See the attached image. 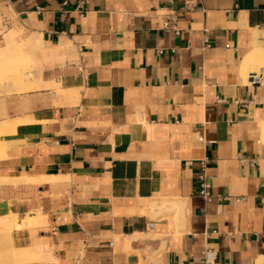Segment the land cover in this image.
<instances>
[{"label":"crops","instance_id":"crops-1","mask_svg":"<svg viewBox=\"0 0 264 264\" xmlns=\"http://www.w3.org/2000/svg\"><path fill=\"white\" fill-rule=\"evenodd\" d=\"M0 9L25 31L1 29L0 47L14 33L23 66L44 64L28 75L46 82L0 105L1 122L26 119L3 135L0 176L18 181L0 183V216L41 210L13 229L35 258L23 264H203L207 248L222 264H258L264 64L247 67L259 82L243 72L256 32L264 55V0H0ZM170 14L178 34L162 27Z\"/></svg>","mask_w":264,"mask_h":264},{"label":"bare ground","instance_id":"bare-ground-1","mask_svg":"<svg viewBox=\"0 0 264 264\" xmlns=\"http://www.w3.org/2000/svg\"><path fill=\"white\" fill-rule=\"evenodd\" d=\"M259 34H260L259 32L255 33L254 51L248 56V58L246 60V63L244 65L243 75L245 77V81L246 82H250L249 77L251 75V73H249L247 71V67L250 66L251 64H257L258 67H261L264 64V55H263V52H262V44H263V42L259 39ZM23 65H25V59H24V56H23V53H22V48H21L20 42L16 39L14 33L6 34V43L2 47H0V78H4V79L10 81V83L14 86V88L18 92H23V91L35 89V88L40 86L39 85L40 79L38 81V79L36 77L35 78H31V76L27 75L29 73L25 74L26 75V77H25L23 74H21L19 72L20 67L23 66ZM257 74H258V72H257ZM32 75H34V74H32ZM40 82H42V79H41ZM45 83H43V85ZM47 83H49V82H47ZM22 119L21 118H14V119L5 120L3 122L0 121V156L2 154L7 153V149L9 147V143L7 142L8 140L6 141L3 138V135L9 134V133H15L17 128H18V126L23 123V120L26 121V119H23V120ZM35 121L37 122V120H34L32 122H35ZM27 122H30V121H27ZM5 141L7 143H5ZM50 179H55V177H53V176L52 177L40 176V175H36V176L32 175L31 176L30 175V176H27L25 178V180H29V181L40 180V182L41 181H45V180L47 181V180H50ZM16 180L17 179H14L11 176L10 177H8V176H0V183L9 182V181L16 182ZM174 202H175L174 206L171 209H169V210L170 211H174L176 213V215H175L176 216V220L179 223V221L183 220L184 217H185V209H184V205L185 204L183 203L181 198H176ZM36 211H38V210H36ZM40 211L41 210H39V213H40ZM9 216H12V217H15V218L17 216V218H21L17 213H13L12 212V213L0 216V222L2 220H5ZM26 216H28L27 213H26ZM17 220H19V219H17ZM6 222L3 221L2 224L4 225V224H6ZM5 226H6L5 228H10L9 229L10 232L12 231V224L9 225V223H8ZM7 226H9V227H7ZM1 227H4V226H1ZM138 236H136V237H138ZM37 253H35L34 255H36ZM42 256H44V255H42ZM23 258H24V260H33V259H35L34 256H33V253L31 251L25 252L24 255H23ZM257 263L258 264H264V257L262 256L261 260H259V262L257 261Z\"/></svg>","mask_w":264,"mask_h":264},{"label":"rangeland","instance_id":"rangeland-1","mask_svg":"<svg viewBox=\"0 0 264 264\" xmlns=\"http://www.w3.org/2000/svg\"><path fill=\"white\" fill-rule=\"evenodd\" d=\"M1 12H4L6 15H9L12 19V24H6L4 17H2ZM11 27H15L21 30V35L20 37H25V31L23 28H20L18 26L17 21L15 20L14 16H12L11 14H9L6 9H0V30L1 29H8ZM0 40H2V35H0ZM1 44V42H0ZM44 68V64L40 67V68H34V67H24L21 66L19 69V72L21 74H23L25 77L27 74V72H30L31 70H33L35 73L41 74L42 70ZM41 72V73H40ZM28 75V74H27ZM0 105L3 102V99L6 97H11L14 96L16 94H20L22 92H18L14 86L10 83V81L4 79V78H0ZM55 81V79L53 80V82ZM51 88H53V90L57 91L58 94L60 93L58 90V87L56 86H50ZM5 143H7L5 141ZM164 211H160L158 213H162ZM28 216H25V218H16L9 216L7 217L5 220H2L0 222L1 227L0 226V264H23V262H28L29 260H24L23 255L25 252L30 251L28 248H18L15 246L14 244V240H13V236H12V232L13 229L17 226L20 227L21 225H25V224H29L32 225L33 223H35L38 220V217L40 216L39 213L36 214H32V213H27ZM9 219V220H8ZM19 219V220H17ZM6 222V224H2V222ZM9 223L12 224V231L10 232V228H5ZM9 227V226H7ZM46 261H48V259H45Z\"/></svg>","mask_w":264,"mask_h":264},{"label":"built area","instance_id":"built-area-1","mask_svg":"<svg viewBox=\"0 0 264 264\" xmlns=\"http://www.w3.org/2000/svg\"><path fill=\"white\" fill-rule=\"evenodd\" d=\"M6 24H10L9 18L6 17L4 19ZM176 21V15L175 14H170V15H162L161 16V22H162V27L166 30H175V32L178 34L180 30L174 26V23ZM159 52H162V50H159ZM250 82H259L261 80V73H251L249 77ZM201 139H204L202 136ZM252 164L257 163L256 159L251 160ZM201 166H202V173L200 175V178L202 180V189L200 191L201 195L207 200L210 201L212 199V194L210 191V184L207 181L208 175L206 172L207 168V159H203L201 161ZM152 226V224H151ZM203 264H222L218 260V252H216L213 249L207 248L204 252V257L202 259Z\"/></svg>","mask_w":264,"mask_h":264}]
</instances>
